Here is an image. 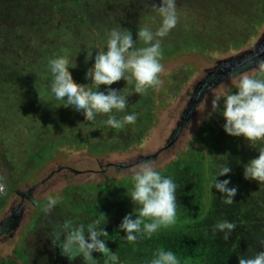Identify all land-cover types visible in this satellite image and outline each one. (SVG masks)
<instances>
[{"label": "rangeland", "instance_id": "obj_1", "mask_svg": "<svg viewBox=\"0 0 264 264\" xmlns=\"http://www.w3.org/2000/svg\"><path fill=\"white\" fill-rule=\"evenodd\" d=\"M262 5L264 7V1ZM99 21H93L96 33L105 27L108 29L101 37L96 34L92 42L97 40L102 44L114 29H133L134 48L147 46L136 37L139 26L134 20L120 18L117 23L111 21L109 25ZM59 28L62 30L63 27ZM263 32L264 23L246 46L224 53L209 51L206 46L192 45L187 40L183 43L174 42L176 40L173 41L171 33L162 38L157 37L167 39L160 44L159 60L163 71L158 76L159 84L136 94L134 84L122 80L121 85L118 81L121 94L128 96L127 103L132 102L125 113L137 115L134 124H126L120 129L101 123L107 118L104 114L97 115L95 121L91 122L84 121L81 114L68 108L64 109L63 117L51 115L54 104H62L55 100L50 91L52 77L48 69L49 58L44 55L41 57L43 52L48 53L46 40H52L48 39L45 27L38 32V39L31 32L24 36L25 40H21L20 44L8 42L9 51L0 54L9 64L20 63L18 71L29 76L26 82L28 92H35L33 94H38L39 98L31 100L34 106L29 105L30 112L14 114V117L5 116L4 105L9 102L4 103L0 99V176L4 177L6 184L12 179L18 191H24L50 177L33 194L32 200L36 201L34 209L32 205H26L24 220L17 229L0 236V264H63L57 258L53 239L42 236L40 232L48 222L59 230V225L65 221L87 226L93 220H99L100 226L109 234L103 237L107 247L116 253L123 252V255L136 258L141 264H150L158 249L172 251L180 264H238L240 256H252L260 252L264 231L257 232L261 228L255 227L253 213L243 209L242 205L247 199L240 200L241 197L236 193L233 204L225 205L220 194L210 187L218 166L223 164H228L231 172L218 177V180L229 179L237 190L240 180L247 181L243 178V165L248 162L243 157V147L245 149L248 143L242 138L227 136L222 130V118L211 113L213 96L218 91H232L235 88L231 77L194 105L189 120L177 137L176 134L197 83L219 62L234 59L251 50ZM60 35L63 37V34ZM95 45L99 46L98 43ZM95 45L91 54H87L85 49L79 51L85 57V62L82 65L79 59L75 60V68L70 69L73 81L78 85H89L84 75L96 53L100 52L95 51ZM75 56L78 57L77 52ZM61 57H66L65 51L61 52ZM244 72L254 77L259 73L258 67L245 68L237 73ZM102 88L100 86L99 90L102 91ZM109 88L113 89L112 85ZM132 93L139 96L138 101L134 102L135 97H129ZM151 96L153 98L150 101ZM113 112L117 119L124 115L115 110ZM21 115L27 129L24 134L16 135L23 132L15 125L20 119L17 117ZM51 119L58 126L52 131L48 124ZM72 121L75 125L66 130L65 127ZM8 125H15L14 130L13 126L9 129ZM50 134L53 137L49 138ZM169 143L171 145L167 150L148 161L153 162L162 176L173 179L178 185L176 220L151 235L143 232L137 234L134 243L127 242L123 239L124 233L118 231V225L131 212L133 216L137 214L138 206L127 196L132 189L133 169L139 164L121 170L110 165H129L155 154ZM226 144L231 147L228 151L224 148L228 146ZM2 197L0 199L6 201L2 204L0 221L9 213L10 207L19 202L14 195ZM49 197L57 199L58 203L51 212L45 213L43 209ZM217 199L221 200L222 207ZM30 208L32 213L35 210L36 215H39L34 227L33 217L24 224ZM222 220L236 224L227 240L223 232L214 230V225Z\"/></svg>", "mask_w": 264, "mask_h": 264}, {"label": "clouds", "instance_id": "obj_2", "mask_svg": "<svg viewBox=\"0 0 264 264\" xmlns=\"http://www.w3.org/2000/svg\"><path fill=\"white\" fill-rule=\"evenodd\" d=\"M153 7L161 18L159 27L153 32L148 26H143L136 32V37L147 46L136 49L129 30H112L106 50L96 53L84 75V79L89 81L87 87L73 81L70 69L75 68L74 61L64 57L50 59V91L63 108L81 114L84 121L89 122L104 114L107 118L101 123L113 129L136 122L135 113L117 119L113 110L124 113L128 107V96L122 95V90L108 86L124 80L134 84V92L140 94L148 87L159 84L158 76L163 66L159 60L160 40L156 38L165 37L176 26L178 18L176 0H159V5L154 4ZM258 71L264 74V61L258 63ZM230 77L235 91H218L211 100V113H219L224 121L222 130L227 136L242 138L250 146L254 142H264V76L257 78L244 72L232 73ZM100 86H104L103 91L99 90ZM230 172L228 164L218 166L210 185L220 194L225 205L233 204L237 188L229 187V179L217 178ZM243 178L264 183V143H260L258 155L243 165ZM131 179L132 189L127 198L138 206L137 214L133 216L131 212L126 215L118 225V231L124 233V240L134 243L137 234L151 235L162 226L175 222L178 185L173 179L162 176L151 161L137 165ZM6 187L4 177L0 176V195L5 193ZM57 203V199L49 197L44 212H51ZM235 228L236 224L229 220L214 225L215 231L224 233L225 240ZM107 236L109 234L100 226L99 220H93L87 226L65 221L59 225L53 243L69 264L77 258L81 264H120L119 257L107 247L103 238ZM260 248L261 251L252 256H240L238 264H264V241L260 242ZM93 253L99 256H93ZM150 264L180 262L172 251L158 249Z\"/></svg>", "mask_w": 264, "mask_h": 264}, {"label": "trees", "instance_id": "obj_3", "mask_svg": "<svg viewBox=\"0 0 264 264\" xmlns=\"http://www.w3.org/2000/svg\"><path fill=\"white\" fill-rule=\"evenodd\" d=\"M263 1L176 0L178 22L169 33L172 34L173 41L176 40L174 42L183 43L184 40H187L192 45L206 46L209 51L224 53L229 50H239L255 37L264 23ZM126 3L127 6H125ZM154 4L158 6L159 1L0 0V39L2 42H0V53L9 51L7 50L8 42L10 44H20L21 40L25 38L24 36L31 32L36 35V39L40 38L38 32L45 27L49 36L48 39L51 38L52 40H46L45 47L48 53L43 52L41 57L44 55L50 61V59L61 57V52L65 51V58L71 61L79 59V62L83 65L85 57L79 53L82 49H85L87 54H91L90 51L94 50V45L98 43L99 46L95 45L96 52L106 50V40L100 44L97 40L92 42V38L96 37V34L101 37V35L106 33L108 27H103V30L96 33L94 20L100 19L98 23L103 22L109 25L111 21L117 23L120 18L121 20L129 19L134 20L139 28L148 26L155 32L159 27L161 18L155 11ZM59 27H63V32ZM129 31L134 30L129 29ZM60 34H63V37ZM131 34L134 35L133 33ZM159 40L160 44H163L167 39ZM54 44L55 46H53ZM61 45V49H64L62 51L60 49ZM58 47L59 50H57ZM76 52L78 57L75 56ZM15 55L20 56V54ZM15 55L12 57H15ZM24 64L26 67L28 66L26 63ZM19 65L20 63L15 65L14 62L9 64L0 54V99L4 103L6 101L9 102L4 105L5 116L11 115L14 117V114L18 115L24 111L30 112L28 109L29 105L34 106V104H31V100L39 98L38 94H33L35 92L32 94L28 92L29 86L26 82H28L27 78L29 76L27 77V74L18 71ZM44 65H47V63ZM261 75L264 76V74L259 72L255 77L260 78ZM120 83L122 85L123 81L120 80ZM112 87L113 89L121 90L118 82L113 84ZM101 90H104V86ZM232 91H235V88ZM129 97H135L134 102L139 100V96L133 93ZM141 98L144 99L143 97ZM152 98L151 96L150 101ZM131 103L128 104V107H130ZM64 109L62 105L54 104L50 113L52 116L60 118L63 117ZM215 114L219 115L218 112ZM17 118L20 119L16 121L15 125H18L23 132L16 135L24 134L27 129L26 123L23 121L22 115ZM48 124L51 127V131L58 127L52 119ZM15 125H12L13 127L8 125L9 129L12 127L13 131ZM74 125L73 121L69 122L65 129L67 130ZM49 136V138L53 137L51 134ZM63 137L59 136V138ZM260 143L264 142H254L251 146L248 144L245 149L243 147V157L248 161L255 158L258 155ZM106 145L110 148L108 142ZM224 148L228 151L231 147L228 145ZM232 186L234 185L230 182L229 187ZM237 194L241 197L240 200L247 199L242 206L245 211L253 213L255 227L261 228L257 232L264 231V183L240 180ZM217 201L220 202V207H222L221 200L217 199Z\"/></svg>", "mask_w": 264, "mask_h": 264}, {"label": "flooded vegetation", "instance_id": "obj_4", "mask_svg": "<svg viewBox=\"0 0 264 264\" xmlns=\"http://www.w3.org/2000/svg\"><path fill=\"white\" fill-rule=\"evenodd\" d=\"M215 79H218V77H216L215 75L208 72L207 75L205 76V78L202 79L200 82H198L197 85L195 86L192 97L194 95H195V97H197L200 94V92H202L205 89V87L209 83L213 82ZM192 97H191V99H192ZM110 166L111 167L113 166V168H115L116 170H121V168H119V166H117V165L116 166L110 165ZM49 177L46 178L45 180L39 182V183L32 185L29 188L26 187L27 189H25L24 191H18L17 189H15L17 187V184L13 183L12 179H11V181H8V183L6 184V186H7L6 191L4 194L0 195V198H4L2 196H8L9 197L10 195H14L19 202L16 205L11 206L9 209V213L5 217H3V219L0 221V236H2L3 234H6V233L8 234V233L17 229V227L20 225V223L24 220V215H25L24 213L26 210V205H32V207L34 209V203L36 201L32 200V198H33L32 196L36 191H38L41 187H43L45 185V183L48 181ZM23 184H25V183H23ZM5 201L0 199V206H1L0 211L2 210V204H4ZM29 210H30V212L28 214H26V219H25L24 224H26L33 217V219H34L33 227H34L39 215H36L35 210H33L34 213H32V208H30ZM44 226L45 227L42 228L40 234L44 237H48L50 239H53V241H54L55 235L59 230L54 228L51 225V223H49V222L47 224H45ZM53 246L56 250L57 258L60 259L59 262H61L63 264H69V261L67 260V258L61 256L60 249L54 243H53ZM115 254L119 257L120 264H141V263H139V261L136 258H131V257H128L126 255H123V252H120V253L115 252ZM93 256H99V254L93 253ZM71 264H81V260L79 258H77L76 260L72 261ZM101 264H102V262H101Z\"/></svg>", "mask_w": 264, "mask_h": 264}, {"label": "water", "instance_id": "obj_5", "mask_svg": "<svg viewBox=\"0 0 264 264\" xmlns=\"http://www.w3.org/2000/svg\"><path fill=\"white\" fill-rule=\"evenodd\" d=\"M260 61H264V32L262 33L261 37L259 38L257 43L252 47L251 50L241 53L238 57L234 59H228V60H223L219 62L217 66L212 71H210V73L218 77V79H215L213 82L209 83L205 87V89L202 92H200L197 100L195 99L196 98L195 95L192 97L191 101L189 102L187 106L185 116L183 117L180 125H178L176 137L179 135L180 131L183 129V127L189 120V116H190L192 109L194 108V105L196 103H199L210 90H212L214 87L218 86L220 83L225 81L228 77H230V74L232 73H237L245 68L256 69ZM170 145L171 143L167 144L165 147H163L162 149H160L158 152H156L153 155L142 157L138 161L131 163L129 165H124V166L121 165L119 166V168L121 169L130 168L141 162L154 159L161 152L168 149Z\"/></svg>", "mask_w": 264, "mask_h": 264}]
</instances>
